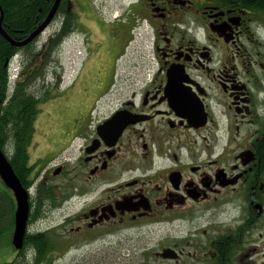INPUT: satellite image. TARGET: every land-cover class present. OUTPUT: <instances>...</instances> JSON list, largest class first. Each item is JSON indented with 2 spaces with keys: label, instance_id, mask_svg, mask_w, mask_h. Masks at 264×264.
<instances>
[{
  "label": "flooded vegetation",
  "instance_id": "af4514ba",
  "mask_svg": "<svg viewBox=\"0 0 264 264\" xmlns=\"http://www.w3.org/2000/svg\"><path fill=\"white\" fill-rule=\"evenodd\" d=\"M121 1L60 0L48 24L46 45L83 33L109 97L34 133V259L264 264V0Z\"/></svg>",
  "mask_w": 264,
  "mask_h": 264
},
{
  "label": "trees",
  "instance_id": "16d2710c",
  "mask_svg": "<svg viewBox=\"0 0 264 264\" xmlns=\"http://www.w3.org/2000/svg\"><path fill=\"white\" fill-rule=\"evenodd\" d=\"M52 2L53 0H0L3 10L2 27L10 37L24 39L46 17ZM37 40L38 38H35L21 47L11 45L0 35V148L9 157L15 173L26 188L29 187L28 150L35 133V121L40 112V104L50 98L48 96L50 89H45L47 82L43 80L41 84L44 85L45 92L37 95L36 91H32V85L36 86L34 79L39 70V66L33 65L21 80L16 81L12 92H9L10 84L7 80L9 64L6 63L12 55L18 53L23 68H28L32 63V57L35 56L42 57L41 66H43L44 59L48 58L46 57L48 53L45 51L51 52L61 45L60 35L53 37L48 45H43V48L36 44ZM35 64L37 65L36 62ZM12 196V192L0 179V236L12 232L13 229L15 201ZM30 216L28 222H31ZM23 239V247L16 253L17 256L25 257V250L31 248V232H27ZM35 244L40 245L41 241L37 240ZM16 262L17 258H14L13 261L2 264H16Z\"/></svg>",
  "mask_w": 264,
  "mask_h": 264
},
{
  "label": "rangeland",
  "instance_id": "374dc122",
  "mask_svg": "<svg viewBox=\"0 0 264 264\" xmlns=\"http://www.w3.org/2000/svg\"><path fill=\"white\" fill-rule=\"evenodd\" d=\"M106 6L105 11H111L112 6L121 4V0H105ZM112 13H114L112 11ZM81 23H88L90 27L93 26V19L92 15L85 14L81 18ZM55 26H49L43 35H39L38 40L36 44H39L40 48H43V45L46 46V39L47 35L54 29ZM85 37H83V33L80 35H76L73 39L65 42L62 45H59L57 49L52 52H48L47 50L45 53H48L46 57L47 59H44V65L42 57L38 58L37 56L32 57V63L31 65L25 68H23L22 63L19 65V75L18 79L21 80L22 77L26 75L28 71H30L31 66L35 65L38 67V75L34 79L36 86L32 85V91H36L37 95L43 94L45 91L43 90V86L41 82L44 80L47 82V88L50 89L49 91V97L47 101L40 104V112L37 116V119L35 121V136H34V142L38 141L43 134V132L47 131H56V129H59V125L63 129L71 128L73 124L69 125V121L73 118L75 115L76 109L80 104L83 108L87 107L89 108L92 104H96V100L101 97V99L98 101V105L100 106L103 102V99L109 97L108 94L102 93L104 91L103 87L97 86L95 82V68L94 61L92 58L86 62V65L84 63V59L86 57V48H85V41H83ZM129 60L130 58H126ZM125 61V60H124ZM37 63V65L35 64ZM84 63V65H83ZM123 61H120L119 64L124 65ZM80 65H83L82 70L80 71ZM61 66V67H60ZM63 67V68H62ZM23 68V69H22ZM64 70L62 82L60 84V87H56L53 85L54 82H56V78L60 76V74L55 75V71ZM48 70V71H46ZM45 77H44V76ZM59 79V78H58ZM51 83V84H50ZM34 84V83H33ZM42 85V86H41ZM57 88L60 89V91ZM11 90V89H10ZM31 91V87L29 89ZM87 108L83 109L86 110ZM101 108V107H100ZM67 149V150H66ZM64 151H61V153L58 155L56 160H59L67 154L69 151L75 152V150H72L71 147L66 148ZM28 152H30V147ZM31 162L34 160V158L39 155L40 153H37V149L34 147H31ZM31 222H29L27 230L31 231ZM11 238V232H6L4 235L0 236V264L6 261H13L14 258H17L16 264H48L42 261L41 259H34V252L31 248H27L25 250L26 256H17L18 254H15V250L12 249V245L10 243ZM57 264H71L68 260H61Z\"/></svg>",
  "mask_w": 264,
  "mask_h": 264
},
{
  "label": "water",
  "instance_id": "95a60500",
  "mask_svg": "<svg viewBox=\"0 0 264 264\" xmlns=\"http://www.w3.org/2000/svg\"><path fill=\"white\" fill-rule=\"evenodd\" d=\"M60 0H54L51 9L49 10L46 17L41 21V23L32 30L24 39H15L10 37L6 30L2 27L3 10L0 6V35L3 36L11 45L14 46H24L31 42L37 35L43 34L54 13L57 10ZM7 64V63H6ZM0 179L4 185L11 190L14 200V221H13V231L11 236V244L15 250H20L23 246V242L27 232L28 217L30 212L29 203V191L22 184L20 178L15 173L11 162L7 154L0 148Z\"/></svg>",
  "mask_w": 264,
  "mask_h": 264
}]
</instances>
